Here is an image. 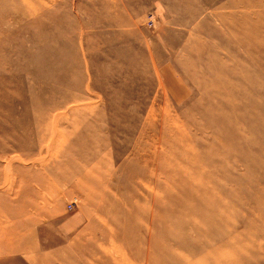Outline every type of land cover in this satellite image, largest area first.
Returning a JSON list of instances; mask_svg holds the SVG:
<instances>
[{"label":"rangeland","instance_id":"1","mask_svg":"<svg viewBox=\"0 0 264 264\" xmlns=\"http://www.w3.org/2000/svg\"><path fill=\"white\" fill-rule=\"evenodd\" d=\"M0 264H264V0H0Z\"/></svg>","mask_w":264,"mask_h":264},{"label":"bare ground","instance_id":"2","mask_svg":"<svg viewBox=\"0 0 264 264\" xmlns=\"http://www.w3.org/2000/svg\"><path fill=\"white\" fill-rule=\"evenodd\" d=\"M250 112V111H249ZM224 124V123H223ZM222 126V124H220ZM178 127V126H176ZM220 128V127H219ZM237 128V127H236ZM238 129V128H237ZM227 132V131H225ZM238 133H240L239 129L237 131ZM236 132V135L239 136V134H237ZM225 134V133H224ZM241 135V133H240ZM169 139H165V144H166V147H168L167 145L169 144V153L166 154V157L165 158H168V154L172 155V157H174V150H175V147L176 144L174 143V140L173 141H169ZM242 140V139H241ZM238 141V140H237ZM233 142V141H232ZM236 142V141H235ZM241 142V141H240ZM234 143V142H233ZM211 144V143H210ZM237 144V142H236ZM242 144V142H241ZM240 144V145H241ZM218 145V144H217ZM231 145V144H230ZM242 146V145H241ZM165 147V148H166ZM207 147V146H206ZM244 147H245V143H244ZM218 149V148H217ZM216 149V150H217ZM182 151L184 152V148H182ZM218 151V150H217ZM204 152H206L204 150ZM222 152V150H221ZM164 153H165V149H162V152H161V155L164 156ZM223 153V152H222ZM205 154V153H203ZM209 154V152H208ZM189 155V153L187 152V156ZM182 156H185L182 155ZM206 156V155H205ZM211 156V155H210ZM213 157V156H212ZM216 158V157H214ZM214 160V159H212ZM211 161V159H210ZM218 162V161H217ZM215 161V163H217ZM213 163V162H212ZM174 164L176 165H179L181 168L182 166L178 163V162H174ZM173 163L171 162H168V164L166 165V168H164L163 172L167 174V179L166 181L170 182V183H173L175 181L178 180V182L181 184V186H183L186 182H187V178L184 177L180 172V168L176 167ZM225 164V163H224ZM226 165V164H225ZM223 165L224 167L228 166V165ZM124 167V165H123ZM234 166H232L233 168ZM218 168V167H217ZM222 170V168H220ZM219 169V170H220ZM227 169V168H226ZM123 171V169H122ZM121 172V171H120ZM116 173V172H115ZM120 174V173H119ZM232 174V173H231ZM118 175V174H117ZM233 175V174H232ZM176 176V179L175 180H172V178ZM219 176V175H218ZM231 177V176H230ZM178 178V179H177ZM233 178V176H232ZM127 179V178H126ZM116 180V179H115ZM130 181V180H129ZM231 182V181H230ZM217 190V189H216ZM236 190V189H235ZM211 191V190H210ZM208 189H201V190H198L196 192H192V193H188L186 192V195H183V193L181 195H179L178 197H173L171 195H169L168 193H166L164 195L165 197V200L168 202L169 200V203H168V206L166 207H163V209L165 208L167 210V212H170V214L166 213V216H164V221L162 222H165L166 224V229H168V226H170L169 224L172 223V225L174 227H172V225L170 226V230H163L162 233H159L158 235V240L163 243L164 241H167V240H172L175 244L178 245V248H184L186 246H190V247H193L195 248L197 245H199L200 241H198V239L194 236H192V234L189 232V231H185L184 229V226H188L190 227V230L192 228V230H198V234L196 236H202L204 234V231L201 229V228H198V226H195V225H191V224H186L184 222V220L182 219L181 217V214L180 213H185L186 211H189V210H193L195 212H199L200 214L204 213V215L209 218V219H214V217L216 216V214L218 213L217 210L221 207L222 203L221 201H218V200H213V198H211V195H208L210 194V192ZM218 191V190H217ZM223 192V191H222ZM218 193L219 194H222ZM231 192V190H230ZM177 193V192H176ZM217 193V194H218ZM179 194V192L177 193ZM238 194V193H237ZM228 195V194H227ZM155 195L151 194V198L154 199ZM183 196H186V197H183ZM214 196V195H213ZM225 196V194H224ZM234 196V195H233ZM232 196V197H233ZM158 197V196H156ZM227 197V196H226ZM225 197V198H226ZM237 197V196H236ZM151 199V200H152ZM156 199V198H155ZM168 199V200H167ZM228 199V198H227ZM163 200V199H162ZM174 200V201H173ZM156 202V201H154ZM164 202V201H163ZM171 202L175 203L176 206H172L171 205ZM236 203V201H235ZM230 204V202H229ZM164 205L165 202H164ZM229 207V206H228ZM222 208V207H221ZM158 209V208H157ZM229 209V208H228ZM232 209V208H231ZM233 209H235L233 207ZM231 212V211H230ZM162 214V213H161ZM225 214L223 213H219L218 214V224H212L210 227H211V230L210 232L209 231H205L206 233L209 232V234H214V236H216L217 238L219 237V235L217 234V229L220 230V232L222 233V230H228L230 231L233 227V225L230 223L231 222V217H230V221L227 220V218L224 216ZM162 218V217H161ZM160 218V219H161ZM234 218V217H233ZM150 219V218H149ZM208 222V221H207ZM209 223V222H208ZM148 228V227H147ZM189 229V228H188ZM154 230V229H153ZM201 230V231H200ZM151 235V234H150ZM140 237V236H139ZM216 237H212V241H214L215 239H217ZM195 239H197L195 241ZM9 243V242H8ZM152 245V244H151ZM166 245V244H164ZM202 245V244H201ZM159 246V245H158ZM170 246V245H169ZM168 245H166V247H169ZM161 247H165V246H161ZM163 249V248H162ZM166 249V248H165ZM164 249V250H165ZM158 250V249H157ZM160 250L159 249V252L160 253ZM168 250V249H167ZM178 250V249H177ZM177 250L176 251H172V255L169 254V252H167V256H175L176 253H177ZM166 251V250H165ZM158 257V256H157ZM160 259V258H159Z\"/></svg>","mask_w":264,"mask_h":264},{"label":"built area","instance_id":"3","mask_svg":"<svg viewBox=\"0 0 264 264\" xmlns=\"http://www.w3.org/2000/svg\"><path fill=\"white\" fill-rule=\"evenodd\" d=\"M146 24L150 27H154L156 25V17L154 15V13H150L148 16H147V19H146ZM70 207H71V204H70Z\"/></svg>","mask_w":264,"mask_h":264}]
</instances>
